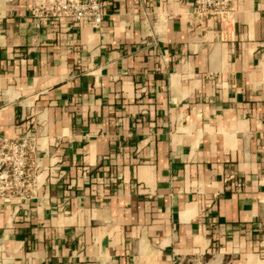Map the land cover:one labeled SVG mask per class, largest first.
<instances>
[{"label":"crops","instance_id":"1","mask_svg":"<svg viewBox=\"0 0 264 264\" xmlns=\"http://www.w3.org/2000/svg\"><path fill=\"white\" fill-rule=\"evenodd\" d=\"M0 0V138L43 183L0 264H264V0H109L98 27Z\"/></svg>","mask_w":264,"mask_h":264},{"label":"built area","instance_id":"2","mask_svg":"<svg viewBox=\"0 0 264 264\" xmlns=\"http://www.w3.org/2000/svg\"><path fill=\"white\" fill-rule=\"evenodd\" d=\"M109 0H41L33 8L39 19H63L85 26L98 27L102 23ZM235 0H194L193 13L199 19L217 17L223 24L234 14ZM35 138L19 136L0 138V206L13 202L22 207L35 198L43 183L42 172L37 173ZM264 184V132L259 146Z\"/></svg>","mask_w":264,"mask_h":264}]
</instances>
